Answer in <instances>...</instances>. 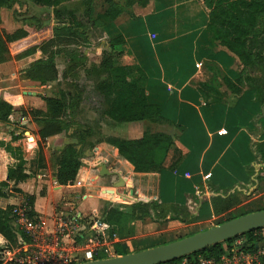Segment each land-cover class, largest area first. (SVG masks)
<instances>
[{"label": "crops", "instance_id": "1", "mask_svg": "<svg viewBox=\"0 0 264 264\" xmlns=\"http://www.w3.org/2000/svg\"><path fill=\"white\" fill-rule=\"evenodd\" d=\"M184 1L149 0L144 12L135 13L130 20H127L129 17L125 20L121 17L108 22L101 33L104 43L107 42V34L118 32L124 35L128 59L146 75L147 79L142 86L147 100L160 106L162 116L171 122L163 125L175 130H157L174 137V144L169 148L163 169L159 173L135 172L133 166L118 154L114 146L94 137L90 121L92 119L89 116L97 117V110H89L90 107L85 103L86 96L82 92L79 94L81 100L78 103L73 100L71 110H65L63 120L68 127L41 141L38 135L39 124L32 117H21V108L24 110L29 106V110L40 109L47 115L46 106L39 96L53 99L63 96L64 103L67 104L74 92H64L58 85L57 82L62 79L60 72L66 71V68L56 65V61L54 65L58 77L52 81L37 83L25 78L23 72L20 73L21 80L28 81L31 85L20 87V95L14 94L13 97L17 99L13 105L14 113L8 122H0V183H7L1 190L4 195L0 197V208L11 207L12 211L27 201L26 194L34 195V211L37 214L35 222L42 224L46 236L54 234L60 221L69 226L71 232L60 237L58 248L49 245L51 249L68 253L69 259L78 257L79 260L82 259L79 262H82L88 260L93 252L115 253L114 244H118L124 252H132L139 244L150 248L173 241L169 238L171 234L162 235L161 231L153 229L160 224L174 226V223L184 225L190 221L198 223L200 227H211V221L215 217L214 197L223 198L236 190L247 192L262 184L258 182V174L264 171V165L257 152H253L252 144L258 136L261 140L264 139V134L256 130L259 118L264 124V103L257 101L254 91L248 89L246 82L238 94H234L226 86L224 77H233L241 71L238 57L227 49L215 55L217 64L222 69L219 85L213 84L215 78L211 70L204 65L197 67L198 62L213 60V51L219 49L210 44V38H207L205 24L208 13L198 14L202 18L199 22L193 17L189 19L187 12L192 11L191 3L184 5ZM179 11L182 19L177 14ZM88 38L91 43V36ZM77 52L88 62H99V49L94 52L91 48H83ZM32 55L37 56L36 53ZM13 63L9 59L0 62L1 69H15V65L20 62L13 60ZM137 77L138 74L133 72L127 79L134 81ZM86 82L84 79L77 84L83 89ZM35 83L40 84V89H46V95L35 90ZM202 84L215 86L220 99L215 102L198 91ZM25 92H32L34 95H27ZM102 117L114 122L106 114H102ZM221 129H225L227 133L220 135L218 132ZM85 130H89L90 134L83 133ZM75 134L80 135L81 142ZM141 136L142 134L136 137H118L138 139ZM73 138L78 143L69 145L81 153L80 166L70 184L60 185L56 181L59 186L56 188L53 182L58 168L56 157L68 146L61 149L64 142ZM39 151L43 156L41 168L37 166ZM19 157L24 160L23 172L30 179L42 181L45 186H37L34 190L30 188V179L17 184L7 180L8 170L17 165ZM178 159L176 168L172 170L171 167ZM100 172L104 174L100 175ZM106 190L114 192L108 194ZM40 192L43 193L40 195ZM150 201H156L166 209L164 218H160V214L158 217L154 214L153 217L142 219L128 218L116 226L102 221L104 211L108 208L130 217L133 204ZM173 210L176 213L177 210H182L185 215L172 214ZM12 225L20 226L14 215ZM13 231L16 234L15 241L23 250L36 242L44 246L40 241L33 243V238L23 227L21 232ZM76 236L80 238L79 241ZM81 243L84 245H78ZM8 244L0 235V251Z\"/></svg>", "mask_w": 264, "mask_h": 264}, {"label": "trees", "instance_id": "2", "mask_svg": "<svg viewBox=\"0 0 264 264\" xmlns=\"http://www.w3.org/2000/svg\"><path fill=\"white\" fill-rule=\"evenodd\" d=\"M31 3L46 6L57 7L64 2L70 0H29ZM147 1V0H146ZM125 6L115 0H108L106 9L96 15L95 19L89 18L86 14V18L94 25L103 28L108 22L114 21L123 11ZM261 25L263 28L261 29ZM48 28L42 24H28L25 29L17 30L15 33L8 35L7 39L15 38L17 36L26 37L28 32L34 34L44 33ZM75 27L70 25L54 26L51 29L52 36L45 41L35 44V49L30 52L29 55L39 52L42 56L49 50L50 54L54 47H58L61 44L65 46H74L75 38L77 36H84V31L75 32ZM205 31L211 36L213 40H217L222 43L230 52L238 57L242 64V69L233 77H224V83L234 93L238 94L243 90L244 83L246 82L247 73L254 72L264 63V0H219L216 5L207 14V20L205 24ZM107 43L109 48H116L125 46L127 41L123 34L113 32L111 35L107 34ZM2 44V43H1ZM80 54V53H79ZM78 54V56H79ZM82 55V54H81ZM52 56L47 58L35 59L24 70L23 74L26 78H29L38 83L46 81H52L58 77V71L52 62ZM102 67L108 65L111 67L109 60L104 61ZM115 72H123V74H113L112 77L109 69L107 71L109 77L101 80L95 85L94 90L97 92V96L105 99V103L109 105L107 112L115 122H137V121H152L159 124H167L171 122L164 118L160 112V106L156 103H151L147 100L143 83L146 81V75L139 67L129 66H117ZM136 72L138 77L134 81H128V75ZM66 71L61 72V78H66ZM111 79V80H109ZM74 94L70 97V101L64 103V98H46L39 96L40 100L45 104L48 114H44L40 109L32 108L28 112L20 110L21 117L29 114L33 120L39 124L38 135L40 140L43 141L49 136H53L61 133L68 124L63 120L65 110H71V102L74 100L78 103L81 98L79 96L82 89L77 85H72ZM198 91L207 95L215 102L218 101L219 94L215 86L202 84L198 87ZM207 98V97H206ZM14 101L10 99V96L5 93L0 96V122L6 123L10 120L13 112ZM19 113V112H18ZM178 126V125H177ZM179 129L182 127L178 126ZM86 135L90 134L89 130L83 131ZM80 139L79 134H75ZM108 144L114 146L118 154L128 161L135 172L138 173H159L163 169L164 159L166 158L169 148L174 144V137L164 132H150L144 133L138 139H123L119 137H109L103 139ZM41 148V146L39 145ZM6 150L7 149L6 147ZM80 154L73 146L68 145L65 149L59 152L56 157L57 171L55 173V180L60 185L70 184L76 175L77 169L80 166ZM260 161L263 155H260L257 150ZM19 162L14 168L8 170L7 180H12L16 184L19 182H25L30 177L23 172L24 160L19 157ZM38 168L43 167V156L41 151L38 153ZM179 159L171 167L175 169ZM263 165L264 162L262 161ZM261 173L258 174V176ZM260 178V176H259ZM7 185L6 182L0 183V197H3L1 192L2 188ZM43 192H40V195ZM27 205L29 211L27 217L29 219H35L37 217L34 211L35 196L26 194ZM11 207L2 209L0 208V235L8 242L14 243L16 240V234L12 229L13 215L10 212ZM173 210L172 214L185 215L182 210ZM165 210L156 201H150L147 203L137 202L132 205V214L130 217L126 216L122 212H118L112 208H108L104 211L102 221L107 225H120L128 218L142 219L147 217H153L155 214H161L160 218L165 217ZM243 215V214H242ZM176 219V218H174ZM178 219V218H177ZM229 220V219H228ZM184 221V220H182ZM257 230L246 232L245 234L236 238L229 239L225 242H231L233 239L246 237L247 243L250 244L249 248L253 249L255 243L254 233ZM23 237V236H22ZM24 238V237H23ZM79 241L80 238L76 236ZM114 250L116 255H122L128 252H124L120 249L118 244H114ZM223 250V243H219L204 250L198 251L187 257L192 259L197 256L204 258H217ZM100 257H93V259H101ZM177 261V260H175ZM173 261V262H175ZM168 262L165 264H172Z\"/></svg>", "mask_w": 264, "mask_h": 264}, {"label": "rangeland", "instance_id": "3", "mask_svg": "<svg viewBox=\"0 0 264 264\" xmlns=\"http://www.w3.org/2000/svg\"><path fill=\"white\" fill-rule=\"evenodd\" d=\"M115 1H118L120 4H123L125 6L124 11L117 17L119 19L122 17L124 20L128 17L129 18L127 20L134 18L135 13L140 14L144 12V7L149 2V0ZM218 1L219 0H185L184 5L189 2L191 3L190 6L192 7V11L187 12V15L189 19L193 17L195 21L199 22V20H201L202 18L198 16V14L208 13L209 11H211V9H213V7ZM107 3L108 0H70L68 2L60 4L57 7H46L35 5L29 0H0V62L3 63L8 59L11 61L12 64H14L13 60L20 62L18 65H15V69L9 68L3 71L0 66V96H3L5 93H7L10 96V99L15 102L14 104H16L17 99L13 97L14 94L20 93V91L22 90L20 87H24L25 85H31V83H29L28 81L21 80V71L24 70L28 65H30L35 59H38L40 57L47 58L51 55L53 63L56 61V65L66 68L67 80L60 79V81L57 82L58 85L63 88L62 90H65L64 92H74L75 88L72 85L77 84L80 81H84V79H86L87 82L85 83L83 89L82 86L78 84L77 85L82 89V93L86 96L87 101L85 103L88 104V106L90 107L89 110H91V108H95L97 110V117H93L92 115L89 116L90 119L94 120L90 121L93 126L94 137H96V139L99 140L109 137H118L119 135L126 137H136L140 134L143 135L144 133L157 132L158 129L170 130V126L155 123L148 120L138 122H111L106 121L102 117V114L107 115V112L110 107L108 104L105 103V99L97 96V92L94 90V86L97 85L101 80H104L109 77V72L107 73V71L105 70L109 69L110 71H112L110 75L112 77V73L116 75L123 74V72L120 71L115 72L114 69L117 66H129L132 68L136 67V65L131 64V61L128 59L129 53L125 46L109 48V46H107L108 43H104L105 40L104 38H102L103 35L101 33L103 32V29L100 28V26L94 27V25L86 18L87 14L89 18L95 19L97 14L102 13L106 9ZM194 13H197L196 17L194 16ZM177 14L179 15V18L182 19V16H180V11L179 13L177 12ZM28 24H42L48 29L41 34H34L33 32H28V35L26 37L17 36L16 39H7L8 35L15 33L20 27L25 29L24 27H27ZM60 25L73 26L75 27V32L84 31L85 35L77 36L75 38V42L77 43L74 46H70L71 49H69V47H67V49L65 48V45L61 44L60 46L62 47V49H52L53 51L51 54L48 50L43 56L39 52H36L37 56L29 55L30 52H33L32 50L35 49V44H39L42 41L48 40L50 36H52V27ZM260 28L262 29L263 26L261 25ZM88 36H91V43L89 42ZM207 38H210V44L216 45L219 50L213 51V60L207 61L208 63L198 62L199 64H197V67L200 68L202 65H204L206 68L211 70L215 78L213 84L217 86L221 83L220 78L222 69L218 66V60L215 55L221 54L220 51H224L227 48L219 41L213 40L208 33ZM219 47H222L224 49H220ZM83 48H91V51L94 52L98 51L99 49V62L96 64L92 61L88 62L87 59H82L81 53L77 51H82ZM77 54H79L78 57ZM106 60L110 61L111 67H109L108 65H106V67H102L101 64ZM89 64L91 65L89 66ZM239 66L242 69V64H240ZM257 69L259 70L247 73L248 77H246V83L248 89H250L252 92L254 91V95L257 98V101L260 103H264V63L261 62V65H259ZM23 76L26 78L24 74ZM127 80L130 81L132 79L129 78ZM34 87L36 88L35 90L37 92L42 91V93L46 95V89H40V84L35 83ZM23 89L27 90L26 88ZM25 108L24 110L28 112L30 107L26 106ZM87 109L88 108H86L85 111L86 114ZM21 110L23 109L21 108ZM26 117L30 118L31 116L27 114ZM96 118L98 119V121H95ZM22 121L23 119L21 120V122ZM171 130L172 132H175L172 127ZM256 130L259 131V133L262 132L264 134V124L260 121V118L258 120ZM218 133L220 135H225L227 131L225 129H221ZM252 148L254 153L257 152V150L262 153L260 154L263 155L261 162H264V139L261 140L260 136H258V139L253 142ZM257 156L259 157V155ZM258 162L259 161L257 160V163ZM257 165L259 166V163ZM260 173L262 174L259 175L260 178L258 176V182L259 184H262L257 185V189H252L247 192L237 190L234 192L231 191L228 194L224 195L223 198H213L215 217L211 221V226H216L222 222L227 221L228 219H232L242 214L249 213V210L255 211L262 209L264 204V171H260ZM33 174L35 176V173ZM208 175H206L205 178H207ZM29 183L30 188H33L34 190L37 188V186H45L44 183L42 184V181L37 180V178L30 179ZM6 191L8 192L7 189ZM163 209L166 210L165 208ZM155 216L158 217V214H156ZM32 220L35 221V219ZM12 229L15 231L19 230V232L22 231L21 226L18 227L12 225ZM153 229L161 231L162 235L171 234V237L169 238L173 239L174 241L190 235L193 231L204 229V226L200 227L198 223H192L189 221V223H186L184 225H175V223L174 226L168 224H160L159 226L156 225ZM254 235L256 239L255 241H257L258 243H262L264 229L257 230ZM27 238L30 239L29 237ZM239 239L242 241H247L246 237H241ZM78 245L83 246L84 243ZM23 249L24 248H22L17 241H15L14 243H9L5 249L0 251V264H16L17 260L24 256ZM143 249L146 248H144L143 245L139 244L135 247L132 252ZM93 256H103V258H108L116 256V254H106L103 251L102 254L98 252H93V254L88 258V260H83H92ZM81 260H79L78 257H74L73 259H71L70 263H81L79 262Z\"/></svg>", "mask_w": 264, "mask_h": 264}, {"label": "water", "instance_id": "4", "mask_svg": "<svg viewBox=\"0 0 264 264\" xmlns=\"http://www.w3.org/2000/svg\"><path fill=\"white\" fill-rule=\"evenodd\" d=\"M25 94L34 95L32 92H25ZM31 139L29 138V140ZM77 143L78 140L75 138L68 139L60 148L62 149L66 145ZM100 168L104 169V166L100 165ZM103 174L100 172V175ZM53 182L56 188H59L55 178ZM106 192L111 194L114 191L106 190ZM263 228L264 208L245 213L216 226L206 227L200 231H193L186 237L168 243L113 257L92 259L77 264H165L204 250L210 246L223 243L229 239L236 238L246 232Z\"/></svg>", "mask_w": 264, "mask_h": 264}, {"label": "built area", "instance_id": "5", "mask_svg": "<svg viewBox=\"0 0 264 264\" xmlns=\"http://www.w3.org/2000/svg\"><path fill=\"white\" fill-rule=\"evenodd\" d=\"M29 207L26 201L17 209L11 211L16 218V223L26 229L28 235L33 238V243L40 241L44 246H29L24 250V256L17 260L16 264H71L67 253L51 249L49 245L58 248L60 237L70 231L65 222H59L54 234L47 235L43 232L42 224L27 217ZM264 229V228H263ZM262 229V230H263ZM33 231V232H32ZM51 242V243H50ZM223 250L217 258H188L187 256L177 259L172 264H264V236L262 243L255 241L254 248H249L247 241L239 238L231 242H223Z\"/></svg>", "mask_w": 264, "mask_h": 264}]
</instances>
